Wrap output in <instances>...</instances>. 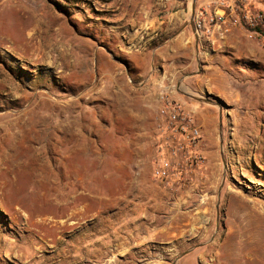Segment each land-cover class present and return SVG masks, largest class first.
<instances>
[{"label": "crops", "instance_id": "obj_1", "mask_svg": "<svg viewBox=\"0 0 264 264\" xmlns=\"http://www.w3.org/2000/svg\"><path fill=\"white\" fill-rule=\"evenodd\" d=\"M200 1L0 0V37L39 49L38 57L40 50L47 55L57 50L58 58L69 60L74 48L84 51L92 42L95 67L101 65L105 52L131 60L130 74L138 81L132 84L131 102H146L157 109L163 87L184 102H192L188 96L192 93L205 94L211 98L208 102H222L201 106L194 115L202 130L199 152L205 166L182 186L170 189L152 176L157 152L152 125L134 148L142 173L130 170L124 191L111 196L108 212L85 216L78 240L72 237L73 229L64 227L58 230L62 232L58 240L37 233L23 236L26 230L0 217V264H149L142 251L162 233L208 232L212 199L220 196V170L223 178L226 167L232 172L250 170L253 159L264 160V49L257 38L229 35L218 41L211 60H205L193 22ZM10 22L15 31L5 29ZM88 67L77 72L78 80L88 77ZM117 86L119 102H129L124 85ZM139 163L133 161L130 168L137 169ZM227 199L223 192L222 205ZM135 254H139L136 260Z\"/></svg>", "mask_w": 264, "mask_h": 264}, {"label": "rangeland", "instance_id": "obj_2", "mask_svg": "<svg viewBox=\"0 0 264 264\" xmlns=\"http://www.w3.org/2000/svg\"><path fill=\"white\" fill-rule=\"evenodd\" d=\"M251 4L264 10V0ZM15 28L11 23L5 29ZM230 35L251 36L242 29ZM215 49L202 54L204 59L210 61ZM80 50L74 48L69 60L58 58L57 50L49 55L40 50L38 57L39 49L0 37V217L26 230L23 236L37 233L58 240V230L64 227L73 229L72 237L78 240L85 216L108 212L111 196L124 191L130 170L142 173L134 148L142 144V133L156 126L158 108L131 102L132 84L138 83L130 74L131 60L105 52L95 67L93 43ZM85 67L90 69L88 77L78 80L77 72ZM106 74L116 84H110ZM117 83L124 85L129 102H119ZM191 100L186 106L194 115L201 106L222 105ZM220 116L222 112L219 121ZM133 161L139 163L137 169L130 168ZM253 161L250 170L232 172L226 167L223 178L222 171L218 173L220 196L212 199L206 234L162 233L142 251L147 255L144 262L264 264V160ZM223 192L229 200L222 205Z\"/></svg>", "mask_w": 264, "mask_h": 264}, {"label": "built area", "instance_id": "obj_3", "mask_svg": "<svg viewBox=\"0 0 264 264\" xmlns=\"http://www.w3.org/2000/svg\"><path fill=\"white\" fill-rule=\"evenodd\" d=\"M252 0H201L193 15L194 32L205 54L234 30L248 31L264 47V10L254 8ZM201 127L193 109L174 98L173 90L163 87L158 102L156 154L152 159V176L170 189H176L205 166L199 152Z\"/></svg>", "mask_w": 264, "mask_h": 264}, {"label": "bare ground", "instance_id": "obj_4", "mask_svg": "<svg viewBox=\"0 0 264 264\" xmlns=\"http://www.w3.org/2000/svg\"><path fill=\"white\" fill-rule=\"evenodd\" d=\"M61 55H62V54H61ZM80 70H81V69H80ZM82 72H83V71H82ZM82 72H79V74H78L79 77H80V76H83ZM89 72H90V70H89ZM87 73H88V72H87ZM87 73H86V74H87ZM84 76H85V75H84ZM60 77H61V76H60ZM63 77H64V76H63ZM63 77H61V78H63ZM85 77H86V76H85ZM64 78H65V77H64ZM111 81H112V80H111ZM10 85H11V84H10ZM14 88H15V87H14ZM85 96H86V95H85ZM83 98H84V97H83ZM70 101H71V100H70ZM71 102H73V101H71ZM74 102H75V101H74ZM22 115H23V114H22ZM19 118L21 119V117H19ZM19 118H18V119H19ZM16 120H17V119H16ZM21 121H22V120H21ZM16 122L18 123V121H16ZM15 125H16V124H15ZM18 126H19V124H18ZM18 126H17V127H18ZM19 127H21V126H19ZM31 127H32V126H31ZM35 127H36V126H35ZM15 129H16V128H15ZM18 130H19V129H18ZM22 130H24V128H23ZM17 132H18V131H17ZM11 133H12V132H11ZM19 133H20V132H19ZM7 134H9V133H7ZM15 134H16V133H15ZM17 134H18V133H17ZM23 135H24V134H23ZM7 136H8V135H7ZM15 136H16V135H15ZM16 137H17V136H16ZM10 138H11V137H10ZM4 140H6V139H4ZM7 142H8V141H7ZM5 148H6V147H5ZM5 148H4V149H5ZM44 148H45V147H44ZM1 149H3V148L1 147ZM8 152H9V151H8ZM57 160H58V159H57ZM60 160H61V159H60ZM61 161H62V160H61ZM56 162H57V161H56ZM61 163H62V162H61ZM61 163H60V164H61ZM3 166H4V165H3ZM0 168H1V167H0Z\"/></svg>", "mask_w": 264, "mask_h": 264}, {"label": "water", "instance_id": "obj_5", "mask_svg": "<svg viewBox=\"0 0 264 264\" xmlns=\"http://www.w3.org/2000/svg\"><path fill=\"white\" fill-rule=\"evenodd\" d=\"M188 96L191 97V98H194V99H196V100L202 101V102H208L207 99H205V98H197V97L194 96L193 94H189Z\"/></svg>", "mask_w": 264, "mask_h": 264}]
</instances>
